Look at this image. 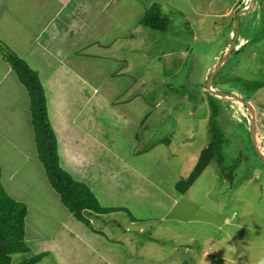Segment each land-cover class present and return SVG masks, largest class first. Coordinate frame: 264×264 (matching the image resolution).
<instances>
[{"label":"rangeland","instance_id":"obj_1","mask_svg":"<svg viewBox=\"0 0 264 264\" xmlns=\"http://www.w3.org/2000/svg\"><path fill=\"white\" fill-rule=\"evenodd\" d=\"M24 1L36 7L28 5L20 9L29 18L35 10L41 13L43 10L48 15L53 8H41L46 3L39 0ZM133 1L137 0H123L126 3L120 5L127 10L125 15L119 9L115 13L116 18L121 17L122 24L129 22L127 13L132 8H135L133 14L141 20L145 11L155 4L161 14L169 18L167 32L162 34L137 26L131 49H127L124 42L108 43L114 44V48L122 45L121 51L91 45L85 51L89 56L83 58L86 67L83 72L97 85L99 92L110 94L112 102L136 99L127 108L130 114H136L131 108L149 112V127L138 130L142 131L141 136H146L144 142L165 141L166 145L161 144L167 148L166 156H178L164 163L166 166L149 168L151 175L160 176L158 181L163 189H172L173 180L179 178L178 182L187 177L195 165L196 155L207 146L210 135L206 104L214 92L231 94L243 101L250 99L254 132L252 134L251 118L244 105L214 96L219 109L214 122L226 140L222 148L223 169L211 163L194 183L190 196L177 199L173 218L177 221L183 216L190 223L157 225L153 221L144 225L142 231L139 230L141 224L136 223L134 229L131 227L130 232H125V226L113 222L112 225L103 223L102 230L108 237L129 239L140 264H258L264 259V160L261 158L264 159V0H138V4L130 6ZM110 7L111 4L89 13L93 20L100 16L89 23L90 37L95 38L103 31ZM121 32L124 31L121 29ZM241 35L247 40H241ZM97 42L105 45L106 40ZM240 42L245 47L237 53ZM102 57H111L115 62L124 60L123 66H128L121 69ZM211 73L214 76L211 77ZM254 84L261 86L254 89ZM120 93L121 97L117 95ZM92 106L86 109L87 114L97 116L94 124L100 131L106 132L108 125H112L114 131L120 129L114 115L115 105L114 116L109 106L100 105L93 107L98 112L92 114ZM9 124L13 128L17 126L16 122ZM1 142L0 139V145ZM156 153L160 155V150ZM234 163L238 167H232ZM40 169L31 180H25L16 171L14 183L3 187L10 198L22 200L28 208L25 232L39 229L38 232L47 235L57 227L62 212L59 210L58 218H54L52 209L39 210L42 204L46 207L52 193L42 166L37 170ZM2 171L7 177L10 171L7 161L2 163ZM3 181H6L4 177ZM153 201L160 206L161 201L156 197ZM125 217L123 215L122 219ZM24 257L13 255L12 262L18 264ZM40 264H51V258Z\"/></svg>","mask_w":264,"mask_h":264},{"label":"crops","instance_id":"obj_2","mask_svg":"<svg viewBox=\"0 0 264 264\" xmlns=\"http://www.w3.org/2000/svg\"><path fill=\"white\" fill-rule=\"evenodd\" d=\"M28 1L34 3L35 0ZM39 1L46 3L41 7L45 10L53 6L50 8L51 13L47 15L43 10L42 13L40 10H35L34 14H29V18L20 11L22 7L30 5L25 3L26 1L0 0V40L37 72L46 98L49 122L57 141L60 167L74 180L86 184L101 207L127 208L136 219L143 222H133L128 218V225L125 221L126 217L124 220L123 215L115 213L90 218L91 228H89L67 211L58 194L51 189L49 203L46 207L42 204V209L39 207V210L46 212L52 209L54 218L60 210L62 213L58 225L47 235L38 232L37 227H34L37 232L29 231L27 234L26 230L25 242L32 255H46L38 264L48 258H51V264H138L139 255L130 240H122L115 235L106 236L102 224L112 225L113 222H119L125 226V232H130L136 223L141 224L139 230L142 231L144 225L151 223L149 219H154V224L157 225L190 223L183 216L176 221L172 212L177 199L188 198L197 181L185 193L177 191L176 183L179 178L173 180L172 189L164 190L161 182L158 181L160 176L151 175L149 168L166 166L164 163H168L170 159H177L178 156L176 154H173V157L166 156L167 148L162 144L149 149V142H144L146 136H141L142 131L138 130L149 127V112L144 113L131 108L135 110L136 116L130 114L127 108H130L136 99L132 98L124 103L112 102L109 99L110 94L99 92L96 89L97 85L88 80L83 72L86 69L83 58L89 56L85 51L91 45L121 51L122 45L115 48L112 46L124 42L127 44V49H131V43L137 36H134L136 34L134 29L139 26L140 19L132 12L135 8L127 13L129 20L127 24H122L121 17L116 18L115 13L118 9L121 14L127 11L120 6L126 3L123 0ZM112 3L116 6H112ZM110 4L111 12L107 22L104 21L106 29L101 30L99 35L96 34L95 38L90 37L88 26L100 16L98 14L96 16L98 18L93 20L89 18V13L104 9ZM132 4H138V0L130 3V6ZM250 9L251 7L248 11H251ZM121 29L124 32H121ZM240 38L243 41L247 40L245 35H241ZM100 40L101 42L106 40L105 45L97 42ZM111 41L115 45L108 44ZM242 44L243 42L239 46ZM102 59L110 60L114 65L121 66V69H126L128 66H123L126 63L124 60L115 62L111 57H102ZM113 70L119 71L118 68ZM117 95L121 97V93ZM99 105L103 108L109 106L111 114L113 106H116L115 119L121 125L118 131H114L112 125H108L106 132L100 131L98 125L95 126L97 120L94 118L97 116L87 114L86 109L92 106V114H94V111H98L93 107ZM118 105L120 107H117ZM140 107L144 110L142 106ZM11 122H16L17 126L11 127L9 124ZM1 123L2 186L14 183L16 171H19L25 180H31L34 174L41 172V169H37L42 165L35 149L29 97L15 73L0 56ZM6 126L11 129L5 130ZM157 149L160 150V155L156 153ZM199 153L196 155V160ZM6 161L10 166L7 177L3 176L2 171V163ZM3 177L6 181H3ZM49 187L51 188L50 185ZM5 192L9 194L8 191ZM154 197L161 201L160 206L159 203H154ZM17 199L14 197V200ZM20 202L23 203L22 200Z\"/></svg>","mask_w":264,"mask_h":264},{"label":"trees","instance_id":"obj_3","mask_svg":"<svg viewBox=\"0 0 264 264\" xmlns=\"http://www.w3.org/2000/svg\"><path fill=\"white\" fill-rule=\"evenodd\" d=\"M169 25V18L161 14L160 7L155 4L145 11L139 22V26H144L162 34L167 32ZM244 47L241 45L237 53ZM0 56L10 66L20 84L27 91L37 158L43 166L49 185L58 194L67 211L89 228H91L90 218L115 213L125 215L133 222H143L136 219L127 208L101 207L86 184L74 180L60 167L57 141L49 122L46 98L37 72L32 70L24 60L1 40ZM260 86L254 84L253 87L259 89ZM216 101L212 96L207 99L210 110L208 131L210 136L207 146L200 151L189 175L177 182V191L181 193H185L211 163L215 164L220 170L223 169L224 154L222 148L226 140L220 128L214 122L219 114ZM245 101H250V99ZM161 142H150L149 149L160 145ZM162 143L165 144L166 142ZM236 166L237 164L234 163L232 167ZM26 216L27 208L25 204L10 198L5 192L0 179V264H14L12 256L18 254L25 256L18 264H38L41 258L46 256L44 254L34 256L30 253V249L25 242ZM153 220L149 219L150 222H153Z\"/></svg>","mask_w":264,"mask_h":264},{"label":"water","instance_id":"obj_4","mask_svg":"<svg viewBox=\"0 0 264 264\" xmlns=\"http://www.w3.org/2000/svg\"><path fill=\"white\" fill-rule=\"evenodd\" d=\"M220 64H221V61H220ZM219 64V65H220ZM219 65H217V67L215 68V69H218V66ZM213 74V75H212ZM211 74V77L212 76H214V73H212ZM210 80H211V78H210ZM209 84H210V82H209V80L207 81V87H208V89H209ZM215 95H218V96H220V97H222V98H229V99H232V100H235V101H237L238 103H240V104H242V105H244L247 109H248V111H249V115H250V118H251V127H252V134H253V130H254V114H253V107L248 103V102H246V101H243V100H241V99H239V98H236L235 96H233V95H231V94H225V93H215ZM261 157V156H260ZM262 158V160H264L263 159V157H261Z\"/></svg>","mask_w":264,"mask_h":264},{"label":"clouds","instance_id":"obj_5","mask_svg":"<svg viewBox=\"0 0 264 264\" xmlns=\"http://www.w3.org/2000/svg\"><path fill=\"white\" fill-rule=\"evenodd\" d=\"M212 74V73H211ZM211 92V88H210V86H209V89H208V93H210ZM215 93H220V92H214V94L212 95H210V96H212V97H214V96H216L215 95ZM217 97H219V98H222V97H220V96H218L217 95ZM215 98V97H214ZM225 99H228V98H225ZM246 102H248L249 103V101H246ZM250 104V103H249ZM206 105H208V103L206 104ZM251 105V104H250ZM252 106V105H251ZM208 111H209V115H210V110H209V107H208ZM209 115H208V117H209ZM258 264H264V259H261L259 262H258Z\"/></svg>","mask_w":264,"mask_h":264}]
</instances>
